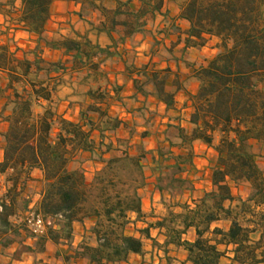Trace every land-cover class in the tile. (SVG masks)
I'll return each instance as SVG.
<instances>
[{
    "label": "trees",
    "instance_id": "16d2710c",
    "mask_svg": "<svg viewBox=\"0 0 264 264\" xmlns=\"http://www.w3.org/2000/svg\"><path fill=\"white\" fill-rule=\"evenodd\" d=\"M59 1L81 4L82 19L88 13H99L102 21L98 31L120 33V43L143 33L165 6V0H139V9L132 7V0H111L116 1L114 8L105 5L108 0L0 2V15L8 8L18 11L19 26L37 35L45 48L70 57L68 62L74 69L91 63L90 69L98 73L97 83L105 76L100 71L101 62L96 60L109 57V50L78 32L75 37L46 36L53 6ZM180 18L187 27L175 28L178 45L202 48L211 37L219 41L220 52L195 73L199 89L191 96L192 128L170 125L168 129L175 131L174 139L168 130L160 143L158 189L171 194L193 190L192 182L182 174L184 166L192 162L196 142L218 154L212 176L214 189L198 200L194 211L172 214L151 224L140 230V238L127 232L130 214L142 216L139 191L146 184L147 151L141 146L136 153L130 149L134 128L103 108L107 100L101 85L88 92L93 102L82 114L84 124L65 119L56 110V95L63 82L52 77L64 70V64H45L39 57L19 58L8 45L0 46V72L6 73L8 79L6 88L0 90V99L4 100L0 124L7 125L0 132L4 140V159L0 163V251L14 249L6 264L22 261L26 255L44 254L48 243L66 248L57 252L64 264L126 263L132 255L144 256L143 237L151 239L153 227L166 229V246L183 247L192 264H222L226 253L219 250L221 245L234 247V261L238 264H264L262 241L253 243L250 239L257 232L250 226L253 218L264 222V210L256 211L264 207L263 156L254 151L252 144H264V0H186ZM139 75L141 78L135 81L138 94L148 96L146 87L152 86L159 102L168 109L175 107L181 84L171 79V69L151 73L143 69ZM44 76L54 79L53 83H47ZM91 114L99 115L98 125L90 120ZM121 127L130 129V138L119 139L121 155L107 159L114 143H106L105 137ZM94 129L101 133L99 145L92 139ZM142 137H149V132H143ZM175 146L186 150V154L175 156ZM81 153L103 164L91 180L81 167L72 166L78 161L82 165L77 159ZM172 160L175 162L170 164ZM35 171L42 174L41 199L32 208L33 194L28 193V186ZM233 187H246L247 198L236 196ZM90 220L94 225L89 235L74 247L75 225ZM39 221L41 228L37 229ZM220 221H231V228L212 230V225ZM190 228L196 229L194 242L183 239Z\"/></svg>",
    "mask_w": 264,
    "mask_h": 264
},
{
    "label": "crops",
    "instance_id": "0c3cea01",
    "mask_svg": "<svg viewBox=\"0 0 264 264\" xmlns=\"http://www.w3.org/2000/svg\"><path fill=\"white\" fill-rule=\"evenodd\" d=\"M124 2L130 0H122ZM185 0H165V6L163 12L157 17L150 21L146 27L145 32L136 34L134 37L126 40L124 43H120L118 40L119 34L108 32H99L96 28L102 18L99 13L91 12V17L89 19H82L79 15L81 11V4H76L75 2L59 1L54 4L69 7L71 14H67L64 19L59 18L58 22H68L69 27L66 33L78 32L81 37L89 38L94 44L99 45L101 48L109 50L111 55L109 57H102L96 62H101L100 71L105 76V80L102 83L96 82V77L98 73H94L90 69L91 63L86 62L81 69H74L72 62H68L70 57L64 55L62 51L42 48L43 53L39 58L43 59L45 64H52L57 62H62L64 64V70L60 73H54L52 77H57L62 80V85L58 87L56 95V110L59 115L65 119L72 121L74 123L84 124L82 120V114L86 112L89 105L92 104V99L89 97L88 92L91 88L102 86L103 92L106 94V98L109 103L104 105L103 108L107 109L112 117H119L121 120L128 122L131 127L134 126L139 120L135 116L137 111L148 108L153 111L154 114L158 113L161 115L158 125L160 123L165 126L162 127V131L165 133L169 130V126H180L182 128L190 130L192 125L190 123V117L192 113V101L191 96L195 95L199 89V82L195 79V75L190 76L192 78V88L185 86L183 75V60L184 61H197L195 57L196 48L185 49L184 44H177L178 35H170L173 33L175 28H186V23L181 20V10ZM17 6L20 5L19 2L16 3ZM108 8H114L116 6V1L108 0L105 2ZM134 9H139L140 1L132 0L131 3ZM53 13V12H52ZM52 15L51 20H54ZM49 21V24L52 21ZM90 24H95V26H88ZM10 23L6 22V18L0 15V41L1 44H8L9 38L13 35L4 34L7 31ZM18 37H23L27 39H33L32 42H25L19 44V47L25 49V51L36 50L38 47V42L36 40V35L32 33L24 32L23 35H17ZM211 38V37H210ZM209 38V39H210ZM160 49V52L154 55V51ZM206 47H202V50ZM162 50H166L169 57H160L162 55ZM15 51V50H14ZM27 57V56H26ZM28 58V57H27ZM37 57L29 58L34 60ZM190 58V59H189ZM68 62V63H67ZM146 69L148 73L155 70L171 69V79H178L181 84V90L176 93L175 97V107L168 109L166 105L159 102L153 95V87L148 86L147 91L148 96H142L138 94L135 86V81L139 77V73ZM47 83L52 84L53 80H47ZM188 78H186L187 80ZM8 84L7 75L4 72H0V90L6 88ZM87 84L86 87L82 85ZM80 86V87H79ZM84 94L83 98L76 100L75 94ZM4 105V100L0 99V111ZM90 120H92L95 125L101 122L98 114L89 115ZM7 128L6 124H0V132L5 131ZM89 131L88 127L85 128ZM130 129L121 127L115 134H107L105 137V142L116 143L119 139H129ZM170 131V130H169ZM137 133L139 135L133 136L131 144H144L149 141V145L146 146L147 151V163H145V176L146 184L140 189L139 194L142 198V216L139 217L138 214H130L131 224L128 227V233L130 235H135L136 237H142L140 230L148 228L151 224H155L158 221L170 218L172 214L175 215H186L187 213L194 211L197 206L198 200L202 199L206 193L213 191V171L217 165L218 154L216 151L205 145L202 142L194 143V157L192 162L184 166V173L182 176L190 180L193 184V190L186 191L183 194H178L177 203L175 194L171 193H161L158 189V178L160 176L159 170V158H158V148L160 146V141L163 138L160 136H150L149 138H144L140 136L141 129H138ZM92 139L97 145L100 144L102 138L101 133L98 129H94L92 133ZM156 140L159 142L157 143ZM256 143V142H254ZM253 144V143H252ZM254 145V144H253ZM174 155H184L186 150L175 146L173 149ZM256 153H259L254 149ZM88 162L84 165L86 170L87 165L92 167L94 164L96 167L92 171H98L101 166L95 162L91 161L90 154L81 153L80 156ZM110 156V155H109ZM111 157V156H110ZM4 159V140L0 136V163ZM175 161H171L173 164ZM87 176L90 175L87 173ZM93 174L91 175V177ZM34 180L28 186V193L33 194V203L31 207H35L40 199L41 191V181L42 174L39 171H35L33 174ZM0 184L3 185V178H0ZM233 193L237 195H242V188L237 189L233 187ZM248 194L246 195L247 198ZM244 198V196H242ZM244 198V199H246ZM230 204H228L229 206ZM236 204L233 205V207ZM264 207H258L257 212L263 211ZM94 225V221H87L84 225H75V239L74 247H77L84 239L85 235H89V229ZM232 226L231 221H220L212 225V230L215 228H221L228 231ZM251 228H257V232L251 234V242L257 243L262 241V246L264 249V222L260 221L258 217L253 218V223H251ZM196 229L190 228L186 234L183 235V239L194 242L196 240ZM144 240V256L132 255L128 262L121 264H142L146 261L148 256H152L153 251L156 252L160 248L159 257L157 264H192L188 260V252L183 248L176 245H168V236L166 229H160L153 227L151 228V239ZM157 244V246H156ZM61 249H66L65 247H58L52 243H48L47 251L44 254L38 256L26 255L22 261L14 262L13 264H42V259L48 256L52 257V260L56 264H64L61 259L57 257V252ZM219 250L225 252V257L222 259V264H238L234 261V247L221 245ZM14 249L5 251L4 253L0 251V264H6L11 261L10 254L13 253ZM149 252V255L147 254ZM162 253L164 255L162 256ZM137 261V262H136ZM72 264H86L84 261H74Z\"/></svg>",
    "mask_w": 264,
    "mask_h": 264
},
{
    "label": "rangeland",
    "instance_id": "374dc122",
    "mask_svg": "<svg viewBox=\"0 0 264 264\" xmlns=\"http://www.w3.org/2000/svg\"><path fill=\"white\" fill-rule=\"evenodd\" d=\"M10 0H0V2H2L3 4H8ZM186 1V0H185ZM16 8L19 9L20 5L17 6ZM52 15L55 17L54 20H51V24H49V28L47 29L46 32V36L48 38H60V37H65V36H70V37H75L74 33L75 32H71V33H66V30H68L69 24L68 22H58L56 20H58L59 18L64 19L65 17H67V14H71V11H69V7L66 6H62V5H55L53 6V11H52ZM92 13H88L86 14V17L83 19H89ZM18 11H11L9 8L5 9V13H4V17L6 18V22L10 23L7 31H5L4 34L7 35H13L12 38H9L8 44H1L2 41H0V46L1 45H8L11 52L15 53L19 58H25L26 56L28 58H34V57H40V55H42L43 50L42 48H45L44 44L39 40V37L36 35V40L38 42V47L36 48V50H30V51H25V49H22L19 47V44L21 43V41H23L22 43L27 42H32L33 39H27L26 37H18L19 39L16 40L17 35L21 36L24 34L25 31L22 27L19 26L18 24ZM88 26H95V24H90V22H88ZM149 24V23H148ZM100 25V24H99ZM97 28V25H96ZM98 29V28H97ZM145 32V31H144ZM29 33V32H27ZM176 29L174 30L173 33H169L170 35H177L176 34ZM206 49L202 50V48H196L195 51V57L197 58V61H195L194 63L191 61H184L183 60V75H182V79L184 80L185 86L192 88V83L193 80L192 78H190V76H193V74L195 75V73L197 72V70L201 69L202 67L206 66L208 64V62L210 60H212L219 52H220V44L219 41L216 38H210L207 42V45L205 46ZM15 50V51H14ZM160 49H157L154 51V55L159 53ZM163 54L162 55H158L160 57H169V54L166 50H162L161 51ZM26 57V58H27ZM190 59V58H189ZM68 63V62H67ZM70 63V62H69ZM140 74V73H139ZM186 78H188L186 80ZM105 79L100 80L102 82H104ZM87 84L82 85V87H86ZM80 87V86H79ZM147 89V87H146ZM148 90V89H147ZM84 96V94H75L74 96L72 95V97H75L76 100H80L82 99ZM107 102L106 104L109 103V100L106 98ZM109 113V112H108ZM144 115V116H143ZM137 119L139 120L136 124H134L133 128L135 130V134L134 136H138L139 133H137L138 129H141V133L140 136L142 137V133L145 131L149 132V137L150 136H160L161 138L165 139L166 133L164 131H162V127H164L165 125L160 123L158 125V121L159 118H161V115L158 113H155L153 111H150L148 108L147 110L142 114L139 113V111H137L136 115ZM119 118V117H118ZM171 137L174 139V134L175 131L171 130ZM147 137V138H149ZM142 139H144L142 137ZM150 139V138H149ZM156 142L158 143L159 141L156 140ZM163 141H160V143ZM253 147L256 151H258L261 156H263V159L261 160L262 162V166L264 167V144H260V143H254L253 142ZM149 145V141L146 143V145H142V144H134L133 147H130L131 151L133 153H136L137 151H139L138 147L141 146L142 148H146V146ZM123 148L119 147L118 144V140L116 143H114L113 149L110 153L106 154V158H113L116 156H120L121 152H122ZM111 157H110V156ZM148 155V154H147ZM77 159H79L82 162V165H80V163H75L72 166L74 168H82L85 172V174L87 175V173L90 175L88 177L89 180L92 179V177L94 176V174L98 171H92V169L96 170L95 165L93 164L92 167L89 166L90 164L87 165V168L90 170H86L84 165L88 162V160L84 159L82 157V155L80 156V154L78 155ZM147 159V157H146ZM92 162H95L97 164H99L101 166V168L103 167V164L100 163L98 160H91ZM148 161L145 160L144 164L147 163ZM101 170V169H100ZM93 174V176L91 177V175ZM249 193L248 189L246 187H243L242 189V196H244V198H246V195ZM178 194L175 193L174 198H176V202L177 203V199H178ZM159 251L160 248L158 249V251L156 252V255L153 251V255L150 257L148 256L146 258V261H143L142 264H157L158 260H160L159 257ZM149 255V252L147 253ZM164 255V253H162V256ZM137 262V261H136ZM42 264H56L53 260L51 256H48L46 258L42 259ZM160 264V263H159Z\"/></svg>",
    "mask_w": 264,
    "mask_h": 264
},
{
    "label": "built area",
    "instance_id": "2783aa9c",
    "mask_svg": "<svg viewBox=\"0 0 264 264\" xmlns=\"http://www.w3.org/2000/svg\"><path fill=\"white\" fill-rule=\"evenodd\" d=\"M40 228H41V222L39 221L37 224V229H40Z\"/></svg>",
    "mask_w": 264,
    "mask_h": 264
}]
</instances>
